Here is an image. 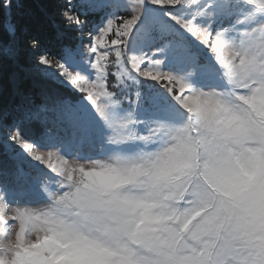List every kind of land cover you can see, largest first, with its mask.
Instances as JSON below:
<instances>
[{
    "label": "snow or ice",
    "instance_id": "obj_1",
    "mask_svg": "<svg viewBox=\"0 0 264 264\" xmlns=\"http://www.w3.org/2000/svg\"><path fill=\"white\" fill-rule=\"evenodd\" d=\"M33 2L20 28L0 0L30 52L0 74V264H264V0Z\"/></svg>",
    "mask_w": 264,
    "mask_h": 264
},
{
    "label": "trees",
    "instance_id": "obj_2",
    "mask_svg": "<svg viewBox=\"0 0 264 264\" xmlns=\"http://www.w3.org/2000/svg\"><path fill=\"white\" fill-rule=\"evenodd\" d=\"M24 7L13 8L12 22L17 24L20 28L25 25H30L31 18L40 13V9L33 2V0H22ZM19 43L18 52L15 58L6 56L3 52L5 46L11 43V38L5 30V19L0 15V74L5 78L13 72H21L23 67L27 64V58L30 55L27 45V37L23 32H18ZM46 37L50 34L46 33Z\"/></svg>",
    "mask_w": 264,
    "mask_h": 264
},
{
    "label": "clouds",
    "instance_id": "obj_3",
    "mask_svg": "<svg viewBox=\"0 0 264 264\" xmlns=\"http://www.w3.org/2000/svg\"><path fill=\"white\" fill-rule=\"evenodd\" d=\"M36 235H38V233H33V236L35 237Z\"/></svg>",
    "mask_w": 264,
    "mask_h": 264
}]
</instances>
